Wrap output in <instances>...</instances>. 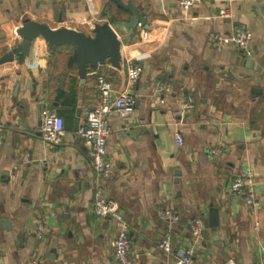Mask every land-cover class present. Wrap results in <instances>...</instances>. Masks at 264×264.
Listing matches in <instances>:
<instances>
[{"label": "crops", "instance_id": "crops-1", "mask_svg": "<svg viewBox=\"0 0 264 264\" xmlns=\"http://www.w3.org/2000/svg\"><path fill=\"white\" fill-rule=\"evenodd\" d=\"M122 2L143 22L128 26L131 12L113 0H0V56L19 42L25 19L89 36L108 22L120 40L118 64L90 66L83 83L71 61L75 46L41 36L22 64H0V264H118L112 242L120 222L94 212L90 151L76 131L94 105L97 76L121 89L129 63L140 67L129 88L135 108L109 117L111 172L102 184L128 224L130 263L174 264L182 251L191 264L264 263V0ZM236 25L250 31L249 56L212 45L213 32ZM44 107L64 121L52 147L39 128ZM247 169L255 210L228 190L233 174ZM165 209L179 219L163 218ZM196 218L199 238L190 228ZM167 230L170 254L157 245Z\"/></svg>", "mask_w": 264, "mask_h": 264}, {"label": "built area", "instance_id": "built-area-1", "mask_svg": "<svg viewBox=\"0 0 264 264\" xmlns=\"http://www.w3.org/2000/svg\"><path fill=\"white\" fill-rule=\"evenodd\" d=\"M177 1L182 6H190L196 0ZM211 42L216 48L233 46L245 56H249L252 51L250 31L243 25H236L229 32H213ZM139 76V65L129 63L127 65L126 83L124 87L116 90L103 74L98 75L94 105L86 111L83 120L78 123L76 131L90 151L91 166L95 175V190L93 193L94 212L97 216L110 217L120 222L112 242L113 254L118 264H131L129 259L130 240L128 224L123 220L116 201L104 194L102 181L111 172L106 152V143L111 131L110 115L115 112L122 117H126L134 111L135 98L129 88L137 82ZM39 128L43 141L49 147L59 144L65 133L63 117L53 109L47 107L41 109ZM3 130L4 126L0 118V147L3 141ZM175 142L177 144L183 143L181 136L177 133L175 134ZM213 153H216V151ZM228 190L231 194L240 197L251 210H255L258 207L259 200L255 191L253 172L250 169L235 172ZM159 214L169 220V222H176L179 219L178 212L174 209L161 210ZM190 228L194 237L199 238L202 234L203 221L200 218L194 219L190 222ZM44 233L45 224L39 221L36 235L38 238H42ZM157 245L166 254L172 253V233L170 230L163 232ZM191 262L189 252L182 251L176 257L174 264H191ZM28 264H42V262L38 258H32ZM226 264H233V262L229 261ZM253 264L264 263L256 261Z\"/></svg>", "mask_w": 264, "mask_h": 264}, {"label": "water", "instance_id": "water-1", "mask_svg": "<svg viewBox=\"0 0 264 264\" xmlns=\"http://www.w3.org/2000/svg\"><path fill=\"white\" fill-rule=\"evenodd\" d=\"M113 1L118 7L131 12L128 26H137L140 22H143V16L133 5L126 4L122 0ZM19 32L22 37L15 46L0 56V64L13 60H17L19 64H22L29 53L32 40L38 36L43 37L49 45L72 44L75 46L71 61L76 64L82 83L90 66L106 60L112 64H118L120 60V40L116 31L108 22L95 24L93 36H89L81 31L69 28L63 23L58 27L51 28L46 24L25 19Z\"/></svg>", "mask_w": 264, "mask_h": 264}, {"label": "trees", "instance_id": "trees-1", "mask_svg": "<svg viewBox=\"0 0 264 264\" xmlns=\"http://www.w3.org/2000/svg\"><path fill=\"white\" fill-rule=\"evenodd\" d=\"M110 19H111V20H114L112 16H111V18H110Z\"/></svg>", "mask_w": 264, "mask_h": 264}]
</instances>
